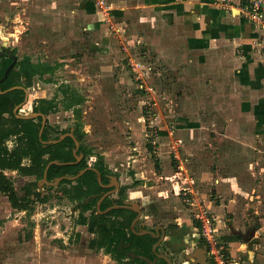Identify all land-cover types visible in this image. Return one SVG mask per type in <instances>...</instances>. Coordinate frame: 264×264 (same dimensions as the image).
Listing matches in <instances>:
<instances>
[{
    "label": "rangeland",
    "instance_id": "374dc122",
    "mask_svg": "<svg viewBox=\"0 0 264 264\" xmlns=\"http://www.w3.org/2000/svg\"><path fill=\"white\" fill-rule=\"evenodd\" d=\"M211 2L223 13L236 12L239 21L253 26L255 33L250 46L247 49L238 45L236 52L244 59L246 53L253 58L259 55L256 57L264 62V0H255L256 6L261 4L257 10L263 15L257 17V25L252 23L253 14L243 8L242 1ZM104 8L98 0H0V51L15 49L19 59L29 56L35 63L54 67L52 75L33 79L28 88L29 102L19 112L29 115L41 98L54 99L56 108L47 115L51 138L61 135L64 129L75 130L78 125L84 145L91 150L89 165L102 163L124 188L121 197L116 193L112 198L139 202L140 222L145 228L165 227L168 236L160 250L171 256L175 264L189 261L186 255L199 237L203 240L202 224L195 217L201 212L217 229L215 239L223 250L222 254L216 252V257L229 264L227 244L218 231L216 219L208 209L200 210L192 194L203 201L198 192L203 189L200 176L204 153L215 166L224 162L230 167L238 162L236 166L243 171L240 179L253 176L256 183L264 181V109L261 107L255 121L246 120L257 106L252 109L232 106L235 103L229 100L231 91L212 89L218 85L215 76L189 73V62L182 57L184 50L170 56L157 49L156 27L144 22L135 25L133 18L125 19V24L119 8L112 10L107 5ZM107 10L108 17L104 14ZM109 18L122 30L114 29ZM131 59L136 63L134 67L139 68L138 73L132 69ZM261 83L259 87L264 88ZM145 85L153 89L147 90ZM66 86H69L67 93ZM253 87H247L251 93L259 90L258 84ZM251 93L243 91L240 97L238 92H232V98L236 94L238 100L247 99ZM261 93L262 97L257 96L263 103L264 89ZM71 95L74 97L70 99ZM215 96L232 104L220 108V101L213 99ZM149 102L151 114L157 118L154 124L159 133L158 149L149 144L143 121L148 115L144 106ZM225 109L235 120L236 115L244 120L240 123L237 118L233 131L225 121ZM193 127L199 131L197 134L188 133ZM7 145L12 148L15 139L8 140ZM234 148H238L236 155L227 153ZM158 162L161 170L157 168ZM247 162L253 164L252 173L245 171ZM215 166L211 177L204 176L207 184L216 181ZM6 174L20 195L28 183L37 180L17 171L6 170ZM173 184L178 194L173 192ZM186 186L192 192L190 201L195 206L183 201L181 190ZM166 189L171 193L161 194ZM39 190L48 200L37 202L31 214L14 209L0 193V264H130L127 259L114 260L103 249L89 247L95 235L78 223L81 208L64 195L63 187L43 186ZM90 213L86 211L85 215ZM182 227L188 228L179 234ZM210 261L208 264H221L211 255Z\"/></svg>",
    "mask_w": 264,
    "mask_h": 264
},
{
    "label": "crops",
    "instance_id": "0c3cea01",
    "mask_svg": "<svg viewBox=\"0 0 264 264\" xmlns=\"http://www.w3.org/2000/svg\"><path fill=\"white\" fill-rule=\"evenodd\" d=\"M117 1L119 4L115 5L114 2ZM233 1L237 4L245 0ZM111 3H109V0H98L101 8L106 5L112 10L119 8L123 12V23L126 22L124 21L125 19L131 20L133 18L135 19L134 22H136L135 25L139 22H144L146 25L151 24L156 27L157 31L154 33V37L157 39V49L171 54L170 56L184 50L185 53L182 54V57L183 60L186 59L189 62L187 66L189 73L215 76L218 85H216L217 88L212 89L220 90L224 93L231 91L229 100L234 101L235 105H232L234 107L239 105L246 108L251 107L252 109L253 106H257L256 111L248 114L249 116L246 118L248 121L250 119L255 121L261 111V107L264 109V101L261 103L262 98H258V96L262 97L261 90L264 89L259 87L261 82L262 86H264V62L263 59L256 57L259 55L253 58L252 55L247 57L246 53V58L244 59L242 55L236 52L238 45H244L243 47L247 49L250 46L251 38H253V33H255L252 25L239 21L236 18V12L223 13L216 5L212 4L211 0H114ZM105 13L108 17L109 11L107 10ZM113 14L116 15L115 13ZM103 19L107 20L106 18ZM108 20L111 21L114 29L118 26L110 18ZM227 23H229L228 30L225 28ZM108 24L110 23L108 22ZM144 44L147 45V42L144 41ZM131 61L133 62V69V65L136 63L133 59ZM253 84H258L259 90H254L256 93L253 91L252 94L250 88H254ZM229 86L231 87L230 90ZM26 89L28 90V88ZM243 91H250V98L249 96H247V99L240 98L243 95ZM232 92H238L241 101L237 99L236 94L232 98ZM257 92H260V94ZM225 98L228 97L225 96ZM213 99L220 101V108H228V105L232 104L230 101L225 103L216 96ZM27 102H29V90ZM225 111H223V115L227 119L225 121L229 123L230 131H233V124L237 118L240 123L244 120L238 115H236L235 120V116L228 114L227 111L225 113ZM19 113L21 114V112ZM169 120L174 122L173 119ZM189 129L191 131L188 133L196 131L195 134H197L199 132L194 127ZM200 132L202 135L205 134L204 130ZM237 150L238 148L230 149L227 153L236 155ZM207 155V153L203 154L201 176L198 173L203 180L201 181L203 189L198 192L201 194L203 201L200 202V198L195 195L200 210L208 209V212L216 219L218 231L222 233V238L227 244L230 257L229 264H264V181L256 183L257 181L252 179L253 176L247 177L246 180L240 179V172L243 171L240 170L241 167H237L239 166L238 162L237 164L235 163L237 166L232 164L228 167L224 162L215 166L211 157L208 158ZM209 155L211 156V153ZM162 157L165 165L167 156L164 155ZM251 165L253 164L245 163V171L247 170V173L253 172L250 170ZM214 166L218 168L216 181L214 184L213 182H208L207 184L205 177L213 175L212 167ZM157 168L161 170L159 166ZM254 172L257 174L256 171ZM172 187L173 192L178 194L176 186L173 184ZM168 193H171V191L169 192L167 189L166 191H161V194L167 195ZM192 209L194 211L197 210V208ZM182 218L184 217L182 216ZM136 226H138V229L141 228V222L137 223ZM156 227L149 230H154ZM187 228H179L178 233L181 234L180 232ZM194 235L197 238L199 237L196 233ZM167 236L166 234L164 241H166ZM199 238L197 243H194L193 248H191V252L199 246ZM162 245V243L159 245V250ZM191 262L192 260H189L182 264Z\"/></svg>",
    "mask_w": 264,
    "mask_h": 264
},
{
    "label": "trees",
    "instance_id": "16d2710c",
    "mask_svg": "<svg viewBox=\"0 0 264 264\" xmlns=\"http://www.w3.org/2000/svg\"><path fill=\"white\" fill-rule=\"evenodd\" d=\"M245 4V1H242V5ZM16 51L15 49H4L3 54L0 55V80L3 78L8 66L13 62L14 57L17 58V62L8 76L0 84L2 90L17 85L29 88L35 77L44 79L45 75L53 74V66L43 62L35 63L29 56L19 59ZM68 87L66 86L65 93L68 92ZM24 96L25 92L20 88L0 93V193L9 199L10 205L14 209L31 214L37 202L44 203L48 200V196L43 195L38 188V181L43 178L45 167L54 159L61 162L75 161L72 151L75 143L70 137L65 138L58 144H44L40 141L39 129L42 118L20 119L13 112L14 107L23 102ZM64 97L68 99V96ZM73 97L74 95H71L70 99ZM55 108L54 99L41 98L35 106L34 112H42L48 115ZM78 128V125H76L75 136L80 141L79 152L84 154L82 161L75 165H51L48 170L50 181L62 175H75L79 170L90 166L88 156L91 150L84 145L83 133L79 132ZM69 131L70 129H64L60 134ZM56 138L58 136L52 139ZM10 139H15V145L12 148H9L6 144ZM42 139H51V129L48 121ZM24 160H28V163H24ZM157 166H159V162ZM93 167H96L102 173L103 183L106 184L109 180L108 175L112 172L100 162ZM6 170L17 171L22 176H35L37 180L28 183L24 187L23 195H20L12 178L5 173ZM96 177V173L90 170L75 181L64 179L59 184L63 187L64 195L71 201L77 202L78 207L81 208L78 223L87 226L89 232L95 235L90 241L89 247L103 249L118 262L127 259L130 264H147L148 260L153 261L156 256L153 253L152 246L157 239L148 234H135L131 230V222L135 217L134 212L119 208L106 214L98 213L96 205L103 189ZM47 188L54 189L53 186H47ZM123 192L124 188L121 189L118 195L121 197ZM122 200H125V198L107 197L101 204V210H105L114 202L122 203ZM86 211H91L89 216L85 215ZM136 229H138V226H136ZM156 264H166V262L161 259Z\"/></svg>",
    "mask_w": 264,
    "mask_h": 264
},
{
    "label": "water",
    "instance_id": "95a60500",
    "mask_svg": "<svg viewBox=\"0 0 264 264\" xmlns=\"http://www.w3.org/2000/svg\"><path fill=\"white\" fill-rule=\"evenodd\" d=\"M3 54L2 51H0V55ZM17 62V58L14 57L13 62L8 66V68L5 71V74L3 76V78L0 80V84L3 80L6 79V77L8 76L9 72L11 71V69L13 68V66L15 65V63ZM23 89L25 92V96H24V100L23 102H21L20 104H17L14 107V114L17 118L20 119H30V118H37V117H41L42 121H41V126L39 129V139L40 141H42L44 144H58L61 141H63L65 138L70 137L73 139L75 146L72 149L73 151V155L75 158V161H69V162H61L58 159H54L51 160L47 166L45 167L44 173H43V178L41 180L38 181V187L41 188L43 186H53V187H57L64 179L70 180V181H75L78 178H80L84 173H86L87 171H94L97 175V181L99 183V185L103 188H112V190H109L107 192L102 193V195L100 196V198L97 201V210L98 213L100 214H106L109 211L113 210V209H129L135 213H137L136 217L133 219L132 223H131V230L138 235H150L153 238H156L157 241L153 244L152 246V250L153 253L156 256V259L154 261H150L148 264H155L157 259H163L166 264H174L173 260L166 254L163 252H160L158 250L159 245L164 241L165 236H166V230L163 226H157L154 230H149L145 228V224L143 222H141V228H139L138 230L136 229V225L140 220V217L142 215V210L140 207V204L136 201H132V200H126L123 202V204H114L108 208H106L105 210H101V204L103 202V200L108 197L109 195L114 194L115 192L120 190V181L118 179V177L116 175H109V179L110 182L108 184L103 183V176L102 173L93 166H88L86 168H83L81 170H79V172L75 175H62L59 176L57 178H55L53 181H50L48 179V170L50 168L51 165L53 164H57V165H75V164H79L83 157L84 154L82 152H79V147H80V141L78 140V138L75 136L74 133V129L71 128L69 132L63 133L61 135L58 136V138L56 139H49V140H43L42 139V134L44 131V128L47 124V116L42 113V112H32L29 115H22L20 114L18 111L21 109V107L23 105H25L28 101V90L21 85H17V86H13L10 87L6 90H2L1 86H0V93H6L8 91L14 90V89ZM186 257L188 258V260H192L191 263L188 264H207L208 263V257H207V247H201V246H197L192 252H190V254H187ZM144 258V257H142Z\"/></svg>",
    "mask_w": 264,
    "mask_h": 264
},
{
    "label": "built area",
    "instance_id": "2783aa9c",
    "mask_svg": "<svg viewBox=\"0 0 264 264\" xmlns=\"http://www.w3.org/2000/svg\"><path fill=\"white\" fill-rule=\"evenodd\" d=\"M245 5H243V8L246 9V11L250 12L249 15H252V23L257 25V17L259 18L260 16L263 17L262 12H259L258 10L261 7V4H258V6H256L255 0H245ZM258 9V10H257ZM139 64V63H137ZM136 65V64H134ZM133 65V70L136 71V73H138L139 68H137V66L134 67ZM141 65V64H140ZM147 90H152V87H148V85H145ZM146 109L148 111H146L148 113V115L144 116L143 121L144 124L146 126L147 132H148V137H149V144L153 147V149H158L159 146L158 145V141L157 139H159V133L157 130V127L154 124V120H156L157 118L153 117V115L151 114L150 108H151V103L149 102V105L145 104ZM176 149V147L174 148ZM190 193H192L190 191V189L186 186L184 188H182L181 190V194L183 195V201L187 204L193 205L195 206V203H191L190 201ZM194 193V192H193ZM193 195V198L195 199V195ZM196 200V199H195ZM198 201V200H197ZM195 217L197 219L200 220L201 224H202V231H201V235L203 237V240L205 241V245L207 247V250L209 251V256L211 255L212 257H214L215 261L217 263H221V264H225V261H223L222 259H219L216 257V252L217 253H221V251L223 250V247L221 246H217V241L215 239L216 236V232L217 229L212 226L209 222V218L204 214V213H200V214H196ZM222 254V253H221ZM215 262V263H216Z\"/></svg>",
    "mask_w": 264,
    "mask_h": 264
},
{
    "label": "flooded vegetation",
    "instance_id": "af4514ba",
    "mask_svg": "<svg viewBox=\"0 0 264 264\" xmlns=\"http://www.w3.org/2000/svg\"><path fill=\"white\" fill-rule=\"evenodd\" d=\"M2 52H3V51H2ZM109 175H111V174H109ZM109 175H108V177H109ZM109 182H110V179L108 180V182H107L106 184H108ZM102 189H103V190L101 191V195H102V193H104V192H107V191H109V190H112L113 187H112V188H103V187H102ZM121 189H122V187H121V185H120V190L117 191V192H115L114 194H116V193L118 194V193L121 191ZM114 194L109 195L108 197H112ZM101 195H100V196H101ZM106 198H107V197H106ZM106 198H105V199H106ZM105 199H104V200H105ZM116 199H120V198H119V197H116ZM104 200H103V201H104ZM124 201H126V200H122V203H116V202H114L112 205H114V204H123ZM112 205H111V206H112ZM96 207H97V205H96ZM109 207H110V206H109ZM107 208H108V207H107ZM130 211H131V210H130ZM132 212H133V211H132ZM134 213H135V212H134ZM136 215H137V213H135V217H136ZM135 217H134V218H135ZM140 218H141V217H140ZM132 221H133V220H132ZM131 223H132V222H131ZM138 223H140V220H139ZM199 246H201V247L206 246L202 239H200V244H199ZM158 250H159V247H158ZM159 251H160V250H159ZM160 252H162V251H160ZM168 256H169V255H168ZM169 257L171 258V256H169ZM207 257H208V263H209V262L211 263V261H210V256H209V251H208V250H207ZM155 259H156V257L154 258V260H155ZM171 259L173 260V258H171ZM154 260H153V261H154ZM159 260H161V259H157L156 263H158ZM149 262H150V261H148V263H149ZM173 262H174V264H175V261H174V260H173ZM148 263H147V264H148ZM156 263H155V264H156ZM208 263H207V264H208Z\"/></svg>",
    "mask_w": 264,
    "mask_h": 264
}]
</instances>
